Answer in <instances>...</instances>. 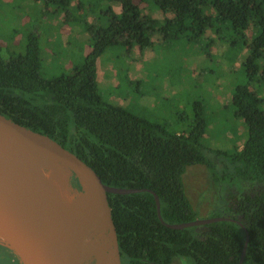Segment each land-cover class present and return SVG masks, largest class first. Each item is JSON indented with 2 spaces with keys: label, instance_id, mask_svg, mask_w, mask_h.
Segmentation results:
<instances>
[{
  "label": "trees",
  "instance_id": "1",
  "mask_svg": "<svg viewBox=\"0 0 264 264\" xmlns=\"http://www.w3.org/2000/svg\"><path fill=\"white\" fill-rule=\"evenodd\" d=\"M62 1L64 6L77 1L79 10L87 6L86 0ZM101 1H107L102 11L106 23L94 27L83 63L70 72L52 78L42 74L36 32L30 33L24 52L7 58L0 43V113L60 142L106 185L141 189L108 194L122 264H172L176 257L193 264H239L247 235L242 264H264V0ZM93 3L87 8L91 12L97 0ZM114 3L121 5L119 12ZM154 6L164 21L147 12ZM211 29L231 32V46L248 50L242 63L247 82L235 88L231 103L248 134L234 152L223 153L228 161L223 169L220 152L211 157L201 142L203 117L188 132L169 133L104 101L94 83L97 60L110 45L145 48L158 30L188 33L194 40ZM196 164H204L218 185L240 180L245 191L230 188L212 214L233 220L171 228L159 218L152 192L160 199L165 222L197 219L183 178ZM81 188L75 177V189Z\"/></svg>",
  "mask_w": 264,
  "mask_h": 264
},
{
  "label": "rangeland",
  "instance_id": "2",
  "mask_svg": "<svg viewBox=\"0 0 264 264\" xmlns=\"http://www.w3.org/2000/svg\"><path fill=\"white\" fill-rule=\"evenodd\" d=\"M86 1L87 6L79 10L74 5L77 1L64 6L62 0H0L2 56L24 52L27 38L36 32L42 74L52 78L70 72L72 66L83 63L94 27L106 23L102 11L107 1L97 0L92 12L87 8L93 0ZM112 6L116 12L121 10V5ZM148 11L164 21L165 15L157 7ZM167 32L156 31L152 44L145 48L137 44L110 45L97 60L95 86L104 101L169 133L188 132L198 117H203L206 128L201 142L211 157L220 152L223 169L228 163L224 155L234 152L248 134L246 122L235 115L231 104L235 88L247 82L242 63L248 50L232 47L234 35L228 31L207 30L194 40L188 33L177 36ZM75 177L69 169L66 181L77 199L84 184L76 190ZM183 178L187 195L198 211L197 219L211 217L222 203L220 196L230 188L245 191L240 180L233 185L229 181L218 185L204 164L189 166ZM107 241L106 233L92 232L86 246L111 261ZM172 264L193 262L176 257Z\"/></svg>",
  "mask_w": 264,
  "mask_h": 264
},
{
  "label": "water",
  "instance_id": "3",
  "mask_svg": "<svg viewBox=\"0 0 264 264\" xmlns=\"http://www.w3.org/2000/svg\"><path fill=\"white\" fill-rule=\"evenodd\" d=\"M56 163L66 166L84 184L72 212L65 209L51 178ZM140 190L106 185L88 163L60 142L0 113V239L22 264H90L85 243L91 232L106 233L110 262L122 264L108 194ZM152 193L159 218L171 228L233 220L223 215L167 223L161 215L160 199ZM248 240L247 235L239 264Z\"/></svg>",
  "mask_w": 264,
  "mask_h": 264
},
{
  "label": "bare ground",
  "instance_id": "4",
  "mask_svg": "<svg viewBox=\"0 0 264 264\" xmlns=\"http://www.w3.org/2000/svg\"><path fill=\"white\" fill-rule=\"evenodd\" d=\"M67 172H69V169L66 166H64L60 163H56L51 168V178H52V181L54 182V185L56 186V188L60 194V197L64 203V206H65V209L68 212H72L73 207L75 206V203H76V198H75V194L73 193V191L69 187L70 185L68 186V183L66 181ZM85 246H86V243H85ZM87 246H88V244H87ZM87 246H86V255L89 258L90 264H114V263H111L106 258V256L104 257L101 254H99L98 252L92 253V250H90L91 248H88Z\"/></svg>",
  "mask_w": 264,
  "mask_h": 264
},
{
  "label": "flooded vegetation",
  "instance_id": "5",
  "mask_svg": "<svg viewBox=\"0 0 264 264\" xmlns=\"http://www.w3.org/2000/svg\"><path fill=\"white\" fill-rule=\"evenodd\" d=\"M0 264H22L15 251L0 239Z\"/></svg>",
  "mask_w": 264,
  "mask_h": 264
}]
</instances>
